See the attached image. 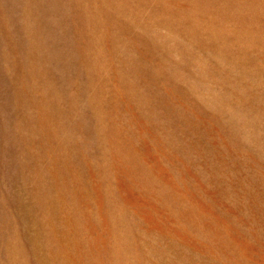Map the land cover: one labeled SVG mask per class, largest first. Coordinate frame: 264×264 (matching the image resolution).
I'll use <instances>...</instances> for the list:
<instances>
[{"label": "rangeland", "instance_id": "obj_1", "mask_svg": "<svg viewBox=\"0 0 264 264\" xmlns=\"http://www.w3.org/2000/svg\"><path fill=\"white\" fill-rule=\"evenodd\" d=\"M263 27L264 0H0V264H264Z\"/></svg>", "mask_w": 264, "mask_h": 264}, {"label": "bare ground", "instance_id": "obj_2", "mask_svg": "<svg viewBox=\"0 0 264 264\" xmlns=\"http://www.w3.org/2000/svg\"><path fill=\"white\" fill-rule=\"evenodd\" d=\"M201 1H202V0H201ZM229 2H230V1H229ZM231 2H232V1H231ZM233 2H235V0H233ZM209 3H210V2H209ZM227 3H228V2H227ZM203 4H204V3H203ZM221 5H222V4H221ZM168 7H169V6H168ZM208 7H209V6H208ZM222 7H223V6H222ZM232 7H233V6H232ZM152 8H153V7H152ZM227 8H228V7H227ZM165 9H166V8H165ZM165 9H164V10H165ZM219 9H220V8H219ZM168 10H169V9H168ZM206 10H207V9H206ZM225 10H226V8H225ZM233 11H234V10H233ZM235 11H236V10H235ZM151 12H152V11H151ZM164 12H165V11H164ZM169 12H170V11H169ZM222 12H223V11H222ZM224 12H225V11H224ZM91 13H92V12H91ZM165 13H166V12H165ZM189 13H190V12H189ZM208 13H209V12H208ZM237 13H238V12H237ZM233 14H234V13H232V15H233ZM241 14H242V13H241ZM239 15H240V14H239ZM239 15H238V16H239ZM158 16H159V15H158ZM168 16H169V14H168ZM234 16H235V15H234ZM242 16H243V15H242ZM170 17H171V16H170ZM235 17H236V16H235ZM239 17H240V16H239ZM237 18H238V17H237ZM157 19H158V18H157ZM162 19H163V18H162ZM171 19H172V18H171ZM239 21H240V20H239ZM241 21H242V20H241ZM144 23H145V22H144ZM237 23H238V22H237ZM243 23H244V22H243ZM197 25H198V24H197ZM239 25H240V24H239ZM196 27H197V26H196ZM242 27H243V26H242ZM244 27H245V26H244ZM244 27H243V28H244ZM248 27H249V26H248ZM249 28H250V27H249ZM263 29H264V27H263ZM244 30H245V29H244ZM260 31H261V30H260ZM209 33H210V32H209ZM252 33H253V32H252ZM238 35H239V34H238ZM240 36H242V35H240ZM249 36L251 37L252 35H249ZM254 36H255V35H254ZM244 37H245V36H244ZM261 37H262V36H261ZM261 37L259 36V38H261ZM240 38H241V37H239V39H240ZM251 39H252V38H251ZM248 40H249V39H248ZM254 40H255V39H254ZM214 41H215V40H214ZM240 41H241V40H240ZM249 41H251V40H249ZM249 41H248V42H249ZM263 41H264V40H263ZM236 44H237V43H236ZM248 44H249V43H248ZM248 44H247V45H248ZM262 44H263V43H262ZM263 50H264V49H263ZM238 55H239V54H238ZM133 177H134V176H133ZM156 194H157V193H156ZM161 195H162V193H161ZM161 195H160V196H161ZM163 195H164V194H163ZM154 196H155V195H154ZM160 198H161V197H160ZM163 198H164V197H163ZM167 206H169V204H168ZM167 206H166V207H167ZM171 207H172V206H171ZM178 207H179V206H178ZM176 208H177V207H176ZM73 225H74V224H73ZM76 225H77V224H76ZM72 231H73V230H72ZM108 251H109V249H108ZM110 251H111V250H110ZM171 259H172V258H171ZM202 261H203V260H202Z\"/></svg>", "mask_w": 264, "mask_h": 264}]
</instances>
